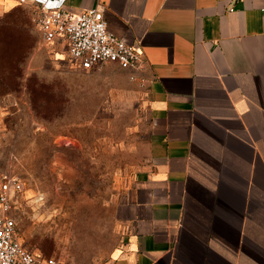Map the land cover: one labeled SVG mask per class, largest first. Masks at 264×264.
<instances>
[{"label":"crops","instance_id":"1","mask_svg":"<svg viewBox=\"0 0 264 264\" xmlns=\"http://www.w3.org/2000/svg\"><path fill=\"white\" fill-rule=\"evenodd\" d=\"M38 3L97 8L141 54L148 168L111 264H264V0H0V18Z\"/></svg>","mask_w":264,"mask_h":264},{"label":"rangeland","instance_id":"2","mask_svg":"<svg viewBox=\"0 0 264 264\" xmlns=\"http://www.w3.org/2000/svg\"><path fill=\"white\" fill-rule=\"evenodd\" d=\"M51 49L29 12L0 18V184L22 186L28 249L56 264H111L148 168L147 81L112 64L81 71Z\"/></svg>","mask_w":264,"mask_h":264},{"label":"built area","instance_id":"3","mask_svg":"<svg viewBox=\"0 0 264 264\" xmlns=\"http://www.w3.org/2000/svg\"><path fill=\"white\" fill-rule=\"evenodd\" d=\"M33 23L43 44L59 46L64 55L60 62L75 69L90 71L112 64L135 73L141 68L140 52L108 31L97 8L71 14L38 3ZM21 191L15 178H5L0 184V264H56L28 249L20 240L16 210Z\"/></svg>","mask_w":264,"mask_h":264}]
</instances>
